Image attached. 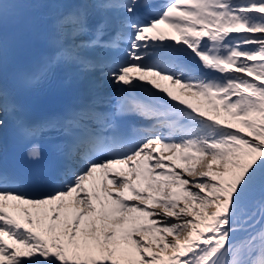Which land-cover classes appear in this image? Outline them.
I'll return each mask as SVG.
<instances>
[{
	"label": "snow or ice",
	"instance_id": "1",
	"mask_svg": "<svg viewBox=\"0 0 264 264\" xmlns=\"http://www.w3.org/2000/svg\"><path fill=\"white\" fill-rule=\"evenodd\" d=\"M50 2L18 86L82 91L31 120L4 82L24 0H0V264H264V0ZM9 126L34 162L55 134L46 170L3 166Z\"/></svg>",
	"mask_w": 264,
	"mask_h": 264
},
{
	"label": "bare ground",
	"instance_id": "2",
	"mask_svg": "<svg viewBox=\"0 0 264 264\" xmlns=\"http://www.w3.org/2000/svg\"><path fill=\"white\" fill-rule=\"evenodd\" d=\"M38 11L39 13L43 16V17H46V16H49L50 13H53L52 10H50L49 12L47 13H42L40 12L41 9L45 8V7H48L51 2L50 0H28ZM5 59H6V66H5V70L7 72H9V74L12 76L13 75V65L10 61V56H9V53L7 51V48H6V52H5ZM157 83H159V85L161 87H165V88H169L170 90V87H171V84L168 82V81H162V80H158ZM176 90H178V87H175ZM180 95V91H179V94ZM182 99H188V100H193L194 98L190 99L188 96H186V94L184 93L183 95H180ZM198 106H202L203 105H198ZM8 211H14L13 209H7Z\"/></svg>",
	"mask_w": 264,
	"mask_h": 264
},
{
	"label": "rangeland",
	"instance_id": "3",
	"mask_svg": "<svg viewBox=\"0 0 264 264\" xmlns=\"http://www.w3.org/2000/svg\"><path fill=\"white\" fill-rule=\"evenodd\" d=\"M202 105H203V107H206L207 106L206 104H202ZM210 114L211 115H214V113H211V112H210Z\"/></svg>",
	"mask_w": 264,
	"mask_h": 264
}]
</instances>
